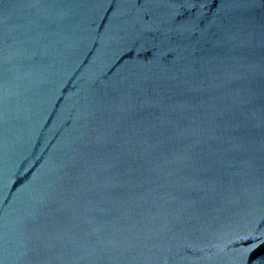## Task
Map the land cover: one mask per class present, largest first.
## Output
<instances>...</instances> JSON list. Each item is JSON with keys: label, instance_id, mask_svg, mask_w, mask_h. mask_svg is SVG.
Listing matches in <instances>:
<instances>
[{"label": "water", "instance_id": "water-1", "mask_svg": "<svg viewBox=\"0 0 264 264\" xmlns=\"http://www.w3.org/2000/svg\"><path fill=\"white\" fill-rule=\"evenodd\" d=\"M0 264H264V0H0Z\"/></svg>", "mask_w": 264, "mask_h": 264}]
</instances>
